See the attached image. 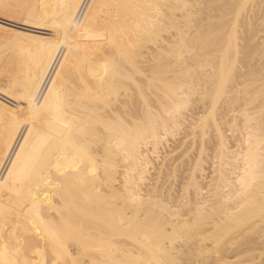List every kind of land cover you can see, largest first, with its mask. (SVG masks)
I'll list each match as a JSON object with an SVG mask.
<instances>
[{"label":"bare ground","instance_id":"6f19581e","mask_svg":"<svg viewBox=\"0 0 264 264\" xmlns=\"http://www.w3.org/2000/svg\"><path fill=\"white\" fill-rule=\"evenodd\" d=\"M203 1L0 0V24L30 32L10 30L16 50L0 56L11 101L0 98V264H237L244 240L208 246L220 242L211 231L243 223L238 212L178 204L135 173L149 164L144 142L156 148L178 124L157 119L159 88ZM255 151L244 188L258 179ZM245 200L249 216L264 210Z\"/></svg>","mask_w":264,"mask_h":264},{"label":"rangeland","instance_id":"374dc122","mask_svg":"<svg viewBox=\"0 0 264 264\" xmlns=\"http://www.w3.org/2000/svg\"><path fill=\"white\" fill-rule=\"evenodd\" d=\"M203 2L193 16L192 39L176 51V72L159 88V99L168 113H157V119L175 118L178 124L161 131L156 148L153 139L144 142L142 150L149 164L135 173L145 174L144 183L166 195H179L178 204L194 207L204 198L208 210L215 213L221 209L238 212L243 223L239 227L226 225L219 230L222 237L211 231L220 242L209 245L208 251L220 250L229 239L244 240L246 245L231 261L264 264V210L249 216V210L244 209L249 194L258 203L264 200L258 191V186H262L260 191L264 188V0ZM0 26L5 29H0V56L4 50L15 49V35L10 30L30 34ZM147 97L152 102L157 99L153 94ZM255 133L257 144L261 141L259 148L252 140ZM255 150L261 161L258 181L244 188L238 181L242 165ZM222 194L226 199L217 197Z\"/></svg>","mask_w":264,"mask_h":264}]
</instances>
